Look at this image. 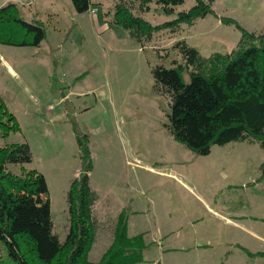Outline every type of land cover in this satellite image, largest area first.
Masks as SVG:
<instances>
[{"label":"rangeland","instance_id":"rangeland-1","mask_svg":"<svg viewBox=\"0 0 264 264\" xmlns=\"http://www.w3.org/2000/svg\"><path fill=\"white\" fill-rule=\"evenodd\" d=\"M14 1L25 21L41 23L45 39L38 48L0 45V99L19 126L7 137L0 133V147L29 146L31 162L7 168L44 177L60 242L68 229V188L80 171L78 133L88 138L89 184L98 196L88 261L98 262L108 249L123 211L127 236L144 245L137 264H264V255L252 252L264 248V151L247 142L213 146L206 156L185 149L171 136L169 100L156 93L150 73L172 66L176 41L203 57L230 53L241 32L220 18L264 33V0H215L214 15L142 45L111 23L113 0H91L85 13L70 0ZM194 4L183 0L170 13L151 4L141 16L156 26ZM243 193L250 208L234 219L220 205ZM228 217L240 223L230 225ZM243 245L252 247L250 255ZM0 263L11 264L2 242Z\"/></svg>","mask_w":264,"mask_h":264},{"label":"trees","instance_id":"trees-1","mask_svg":"<svg viewBox=\"0 0 264 264\" xmlns=\"http://www.w3.org/2000/svg\"><path fill=\"white\" fill-rule=\"evenodd\" d=\"M111 23L127 31L139 44L150 43L158 33L180 32L199 19L214 15L215 0H194L175 19L153 26L141 13L149 5L165 13L183 0H113ZM77 13L89 10L91 0H70ZM223 24L241 32L230 53L203 57L184 41L171 46L176 60L170 68L151 67L157 94L169 100L168 129L174 141L197 156H206L213 146L232 142L256 143L264 151V33H249L227 18ZM45 39L41 23L27 22L14 3L0 8V45L38 48ZM189 81L186 82L184 77ZM19 131L15 118L0 99V133L7 137ZM76 133V131H75ZM80 171L67 192L68 229L63 242L53 231L48 189L37 171L13 175L8 165L31 162L27 144L0 147V242L11 264H137L144 249L141 237L127 236V216L121 212L112 229V242L100 260L88 261L99 223L94 215L98 200L90 187L92 170L88 138L76 133ZM264 177V162L260 166ZM250 255L248 252H246ZM4 264V263H0Z\"/></svg>","mask_w":264,"mask_h":264},{"label":"crops","instance_id":"crops-1","mask_svg":"<svg viewBox=\"0 0 264 264\" xmlns=\"http://www.w3.org/2000/svg\"><path fill=\"white\" fill-rule=\"evenodd\" d=\"M15 2L16 1H14V0L13 1L12 0H5V1H3V3H1V5H3V4L6 5L8 3H14L15 4ZM52 3L53 2L50 1V4H52ZM0 60H2L1 51H0ZM3 64H6V63H4V60H3ZM6 66H7V69L11 70V67L9 65L6 64ZM238 197H240V198L237 199V198H230V197L228 198L227 197L225 200L222 201V203H221L220 206L222 208H225V211L227 212V214H230V215L232 214L233 215L236 212H239V211H241V210H243L245 208L246 209H249L250 208L249 203L245 200V193L240 194ZM231 203H234L235 206H230ZM225 206L227 207V209H226ZM96 209H97V202H96V204L94 206V215H95V210ZM233 216H235L234 219H236L237 216L236 215H233ZM234 219H230V217H228V218H226V222L229 223L230 225L237 226L238 223H240V222L239 221H235ZM96 220H97V218H96ZM248 246H250V245H243V247L241 249L244 250L245 252H248L249 253L253 249H252V247H248ZM252 252H254V253L257 252L256 254H262V255H264V248H263L262 251H259L258 249H254V251H252Z\"/></svg>","mask_w":264,"mask_h":264},{"label":"built area","instance_id":"built-area-1","mask_svg":"<svg viewBox=\"0 0 264 264\" xmlns=\"http://www.w3.org/2000/svg\"><path fill=\"white\" fill-rule=\"evenodd\" d=\"M91 13H93V12H91Z\"/></svg>","mask_w":264,"mask_h":264}]
</instances>
